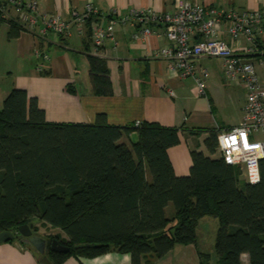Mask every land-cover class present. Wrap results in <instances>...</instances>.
Wrapping results in <instances>:
<instances>
[{"label":"trees","instance_id":"obj_1","mask_svg":"<svg viewBox=\"0 0 264 264\" xmlns=\"http://www.w3.org/2000/svg\"><path fill=\"white\" fill-rule=\"evenodd\" d=\"M7 6L0 0V25L8 20L15 37L25 28L18 17L4 16ZM89 63L92 93L112 94L107 61L92 55ZM204 131L214 155L219 132H194ZM179 143V128L156 122L118 126L104 114L94 124L49 122L36 97L13 88L0 108V232L11 230L16 236L9 242L29 246L18 227L28 223L38 233V216L60 228L65 237H51L70 247L44 254L32 248L50 264L110 251L150 264L176 244L196 243L199 221L210 215L220 221L217 261L201 252V264H243L245 253L250 264H264V157L256 183L242 181V168L224 157L201 151L192 152L190 173L178 176L168 150Z\"/></svg>","mask_w":264,"mask_h":264},{"label":"crops","instance_id":"obj_2","mask_svg":"<svg viewBox=\"0 0 264 264\" xmlns=\"http://www.w3.org/2000/svg\"><path fill=\"white\" fill-rule=\"evenodd\" d=\"M26 1L36 2L43 13L59 14L68 20L72 19L73 11L84 12L86 4L92 1L101 17H94L91 22H87L82 31L75 26L69 37L26 29L11 37L10 23L8 20L3 21L0 25V108L13 88H23L30 97L38 99L49 122L94 124L98 114H104L112 125L128 126L136 121H148L177 127L180 129V143L170 147L168 152L178 176L190 173L193 151L204 152L213 158L221 156L219 151L214 155L209 154L205 145L208 131H194L199 128L215 129L222 134L239 125L243 119L246 88L225 76L222 58L203 57L199 60L210 72L207 95L200 96L193 78L181 77L169 68L166 58L157 54L160 48L171 45L161 26L154 28L156 34L148 40L138 41L132 37L138 29L136 26L118 22L114 29V40H107L98 52L91 39V27L97 21L121 19L133 7L174 11L182 2H191L256 10L264 7V0ZM11 14L14 12L11 11ZM255 35L259 50L257 48L256 52L245 54V48L251 46L247 38L233 39L228 33V23L222 25L220 33L222 39L254 63L264 81V32L258 28ZM92 55L107 61L113 86L110 95H95L91 91L89 56ZM69 86H73L76 92H70ZM261 137L264 139V135ZM131 139H138L136 130L132 132ZM207 217L216 219L213 221L218 223L212 249H206L199 241L200 225L210 223L206 222ZM37 221L33 223L39 226L42 221ZM219 226L218 218L203 216L197 227L196 243L176 244L164 256L153 257L150 264H201V252L211 253L212 262L215 263ZM39 232L45 236L50 234L42 230ZM51 234L65 237L61 229ZM44 259L19 241L0 243V264H50ZM242 262L250 264L248 254L242 255ZM63 264H132V257L130 253L110 251L97 257L71 256Z\"/></svg>","mask_w":264,"mask_h":264},{"label":"built area","instance_id":"obj_3","mask_svg":"<svg viewBox=\"0 0 264 264\" xmlns=\"http://www.w3.org/2000/svg\"><path fill=\"white\" fill-rule=\"evenodd\" d=\"M11 11L26 30H38L41 34L54 32L61 37L71 36L75 26L82 31L89 20L101 17L92 1L86 4L84 12L73 11L70 20L59 14L49 15L39 11L34 1L9 0L4 16L13 17ZM118 22L136 26L138 29L132 37L138 41L148 40L156 34L154 28L161 26L171 45L160 48L157 54L169 61L172 71L181 77L193 78L200 96L207 95L210 72L199 60L203 57H220L224 60L225 76L245 86L247 99L241 123L219 134V149L224 151L227 162L242 168L246 181L258 182L259 161L264 157V139L261 137L264 135V81L254 63L222 39L220 33L222 25L228 23V33L233 39L245 37L250 41L251 46L245 48V54L256 52L255 32L258 28L264 32V7L250 10L191 2H182L174 11L133 7L121 19L97 21L91 27L96 52L107 40H114V29Z\"/></svg>","mask_w":264,"mask_h":264},{"label":"water","instance_id":"obj_4","mask_svg":"<svg viewBox=\"0 0 264 264\" xmlns=\"http://www.w3.org/2000/svg\"><path fill=\"white\" fill-rule=\"evenodd\" d=\"M18 233L22 236V242L28 244L30 248H35L41 254H44L49 248L58 252L70 251V247L62 244L58 239L54 238L50 243L39 234L34 233L28 223L20 225L18 227ZM15 236L16 234L11 230L2 231L0 232V243L8 242L14 239Z\"/></svg>","mask_w":264,"mask_h":264},{"label":"rangeland","instance_id":"obj_5","mask_svg":"<svg viewBox=\"0 0 264 264\" xmlns=\"http://www.w3.org/2000/svg\"><path fill=\"white\" fill-rule=\"evenodd\" d=\"M219 151V154L221 156H225L224 155V151L223 150H218ZM244 172L242 171V175H241V178H242V181H244L243 178H245V175L243 174ZM38 220L37 222H41L40 218L37 216L35 218H33V222ZM213 220H216L212 217H207V221L206 222H210L209 224H201L200 225V228H199V237H200V243H202L206 249H212L213 248V244H214V239H215V235H216V231H217V228H218V223L217 221H213ZM48 229V230H47ZM42 230L43 233H47L49 232L50 234L51 233H57V230H60V229H57L55 227H50V226H43V224H39V231ZM51 230V232H50ZM48 234L47 236L51 237V235H54V234ZM199 243V244H200ZM45 262L47 261L46 259H44Z\"/></svg>","mask_w":264,"mask_h":264},{"label":"flooded vegetation","instance_id":"obj_6","mask_svg":"<svg viewBox=\"0 0 264 264\" xmlns=\"http://www.w3.org/2000/svg\"><path fill=\"white\" fill-rule=\"evenodd\" d=\"M37 234H39L40 236H42L43 238H45L48 242H52V240L54 239V238H52V237H49V236H45V235H41V233L40 232H38Z\"/></svg>","mask_w":264,"mask_h":264}]
</instances>
